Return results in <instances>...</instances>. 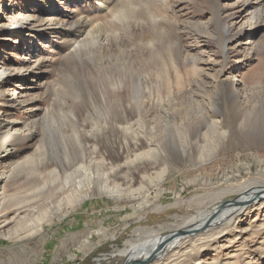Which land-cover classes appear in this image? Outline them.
I'll list each match as a JSON object with an SVG mask.
<instances>
[{
	"label": "rangeland",
	"instance_id": "374dc122",
	"mask_svg": "<svg viewBox=\"0 0 264 264\" xmlns=\"http://www.w3.org/2000/svg\"><path fill=\"white\" fill-rule=\"evenodd\" d=\"M118 2L0 0V264H122L264 187V0ZM226 222L145 264H264V196Z\"/></svg>",
	"mask_w": 264,
	"mask_h": 264
},
{
	"label": "bare ground",
	"instance_id": "6f19581e",
	"mask_svg": "<svg viewBox=\"0 0 264 264\" xmlns=\"http://www.w3.org/2000/svg\"><path fill=\"white\" fill-rule=\"evenodd\" d=\"M98 1V0H96ZM101 0H99L100 3ZM121 2H118L117 6H119L118 11H122V9L124 8V6L128 5L124 2V0H118ZM104 2V1H103ZM129 2V1H128ZM101 4V3H100ZM116 5V4H115ZM140 5V4H139ZM116 6V7H117ZM130 6V5H129ZM123 7V8H122ZM128 7V6H126ZM122 8V9H120ZM117 10H114V12H116ZM118 11L116 12V16L119 17L121 14L118 13ZM130 11V10H129ZM141 11V10H140ZM115 14V13H114ZM123 14V13H122ZM124 14H127L124 12ZM124 14L122 15V18L124 16ZM217 14V13H216ZM145 15V14H144ZM146 16V15H145ZM121 17V16H120ZM125 17V16H124ZM137 17V16H136ZM149 17V16H148ZM151 18V17H150ZM58 19V18H57ZM129 19V18H128ZM130 19H132L130 17ZM64 21V20H63ZM122 21V20H121ZM133 21V20H132ZM124 22V21H123ZM134 22V21H133ZM51 23L53 24H58V25H65L66 22H62V21H58V20H51ZM69 25V24H68ZM150 25V24H149ZM70 26H72L74 29H79L80 31L84 32L85 27L87 26V22L78 20L75 21L73 23H70ZM152 26V25H151ZM159 26V24H158ZM145 27V26H144ZM153 27V26H152ZM95 28V27H94ZM94 28L92 27L91 31L94 30ZM128 28V27H127ZM218 28V27H217ZM87 29V28H86ZM139 29V28H138ZM78 31V30H77ZM225 34V32L222 30L219 31V35H220V42L223 45V43L225 44L226 41V37H223V35ZM141 36V35H140ZM225 36V35H224ZM140 38V37H139ZM101 46V45H100ZM122 70V69H121ZM200 82V81H199ZM205 87V86H204ZM210 92V90L203 88V92L206 95H209L208 92ZM252 92V91H251ZM250 93V92H249ZM249 95V94H248ZM251 95V94H250ZM251 97V96H250ZM209 98V97H208ZM232 98H234V100L232 101V103L234 104V102H239V99L243 100L242 104L244 106H248L251 103V99H249V97L246 96V93H244L241 96L236 97V95H233ZM258 98V97H257ZM250 100V101H249ZM241 102V101H240ZM249 102V103H248ZM255 102V101H254ZM137 103V102H136ZM143 104V103H142ZM237 104V103H236ZM231 104L228 103L227 107L232 110V108H230ZM241 105V104H240ZM253 106V104H252ZM218 109V108H217ZM216 110V109H215ZM164 111V110H163ZM216 114H218L221 116V113L219 110L215 111ZM156 117V116H155ZM209 119V118H208ZM222 118H219L217 120H212L208 122L207 127L209 129H215L220 131V120ZM207 122V121H206ZM158 123V122H157ZM130 124V123H129ZM126 127V125H125ZM127 128V127H126ZM128 129V128H127ZM222 129V128H221ZM223 133V132H222ZM132 146V145H131ZM91 163V162H90ZM100 163L102 165H104V160H101ZM78 172V171H77ZM79 176V175H78ZM92 177V174L89 175V173L87 172H82L80 174V179L83 180H90ZM74 178V177H73ZM78 182V181H77ZM83 182H78V186L81 185ZM223 183V182H221ZM82 186V185H81ZM78 187H75V195L78 194L77 192H79V195H83L87 190H77ZM106 188V187H105ZM82 189V188H81ZM88 189V188H87ZM111 191V190H110ZM264 196V187L261 186H253V187H249L245 190L244 194H240L238 195L233 201L229 202L226 204V206H224L221 210L216 211L213 215L203 218L200 217V220H195L196 224H193L194 221L190 222L189 224L191 225H187L185 227H182L175 230L174 232H172L169 236H167L164 240L160 242H158V240L153 239V240H149L147 242H143L140 244H131L130 245V249H128L127 251V259H124V261L122 262V264H145V263H149L152 262L153 259H157V258H161L163 256V247L168 245L170 247V245H173L175 242L178 241L179 238L184 237V236H194L196 233L198 232H203L207 229L208 230H213V229H217L220 226H222V223L226 222L227 219H231L233 217L234 214H240L241 212H243L248 206H250L252 203H254V201L256 200V197H262ZM83 200V199H82ZM69 202V201H68ZM86 203V202H85ZM83 203V204H85ZM203 213V212H201ZM206 216V215H205ZM22 220V219H21ZM232 221V220H231ZM37 224L34 227V230L39 229V225L40 222H42L41 219H37ZM36 223V222H35ZM227 223V222H226ZM193 224V225H192ZM225 224V223H224ZM185 225V224H184ZM22 227V226H21ZM27 227L21 228V230H26ZM19 232V231H18ZM11 233V232H10ZM85 234V233H84ZM14 235V234H13ZM152 239V238H151ZM173 243V244H172ZM138 253V254H136Z\"/></svg>",
	"mask_w": 264,
	"mask_h": 264
}]
</instances>
